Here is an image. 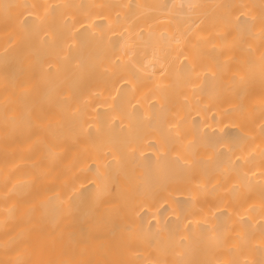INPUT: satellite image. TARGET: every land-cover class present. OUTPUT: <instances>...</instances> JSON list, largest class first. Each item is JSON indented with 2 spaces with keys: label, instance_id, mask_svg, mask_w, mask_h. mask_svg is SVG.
I'll return each mask as SVG.
<instances>
[{
  "label": "bare ground",
  "instance_id": "1",
  "mask_svg": "<svg viewBox=\"0 0 264 264\" xmlns=\"http://www.w3.org/2000/svg\"><path fill=\"white\" fill-rule=\"evenodd\" d=\"M262 11L0 0V264H264Z\"/></svg>",
  "mask_w": 264,
  "mask_h": 264
},
{
  "label": "snow or ice",
  "instance_id": "2",
  "mask_svg": "<svg viewBox=\"0 0 264 264\" xmlns=\"http://www.w3.org/2000/svg\"><path fill=\"white\" fill-rule=\"evenodd\" d=\"M11 7H13V6L7 5V4L3 5V8H4V11H5V15L6 16L8 15L9 9ZM25 7H27V6H25ZM32 7H35V5H33ZM101 7H102V5H101ZM190 7H197V6L196 5H192ZM255 19L256 18L253 17V20H255ZM259 23L261 25V31H262V33H264V11L261 12V15H260V18H259ZM242 79H243V77H241V80ZM261 130H262V132H264V124L261 125Z\"/></svg>",
  "mask_w": 264,
  "mask_h": 264
}]
</instances>
